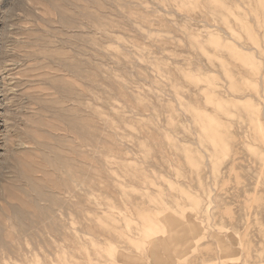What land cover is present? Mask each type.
<instances>
[{"label":"rangeland","instance_id":"rangeland-1","mask_svg":"<svg viewBox=\"0 0 264 264\" xmlns=\"http://www.w3.org/2000/svg\"><path fill=\"white\" fill-rule=\"evenodd\" d=\"M0 264H264V0H0Z\"/></svg>","mask_w":264,"mask_h":264},{"label":"bare ground","instance_id":"bare-ground-1","mask_svg":"<svg viewBox=\"0 0 264 264\" xmlns=\"http://www.w3.org/2000/svg\"><path fill=\"white\" fill-rule=\"evenodd\" d=\"M262 74V73H261ZM260 79V78H259Z\"/></svg>","mask_w":264,"mask_h":264}]
</instances>
